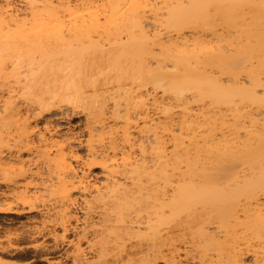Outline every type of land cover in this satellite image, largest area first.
Masks as SVG:
<instances>
[{"label":"bare ground","instance_id":"obj_1","mask_svg":"<svg viewBox=\"0 0 264 264\" xmlns=\"http://www.w3.org/2000/svg\"><path fill=\"white\" fill-rule=\"evenodd\" d=\"M31 1L0 7V214L80 208L79 261L264 264V0Z\"/></svg>","mask_w":264,"mask_h":264},{"label":"rangeland","instance_id":"obj_2","mask_svg":"<svg viewBox=\"0 0 264 264\" xmlns=\"http://www.w3.org/2000/svg\"><path fill=\"white\" fill-rule=\"evenodd\" d=\"M56 1V0H55ZM66 3H69L68 1H70V5L73 7V5H74V7H75V5H76V10H78L79 11V9L81 8L82 9V7L83 6H85L86 4H84L83 6H82V4L83 3H85L86 2V0L85 1H83V0H81L80 2L78 1V0H64ZM72 1V2H71ZM83 1V2H82ZM92 1V3L95 5H93V4H91V5H93V6H91V7H96L98 4H99V2L102 4V2L104 3L103 5H101V4H99V5H101L102 7L107 3L106 2V0H88L87 1V5L86 6H88V7H90L89 5H88V2H91ZM32 2L33 1H31L30 0V2H29V0H0V7L2 8V7H6V17L8 18V16L10 15V14H13L14 16H18V20H19V22H22V21H25V20H29V19H31V16H32V14H33V11H34V5H33V7H32ZM82 2V3H81ZM34 3V2H33ZM39 3V2H38ZM98 3V4H97ZM152 3V2H151ZM73 4V5H72ZM108 4V3H107ZM153 4H155L154 2H153ZM153 4H150V5H148V7L146 8V10H145V14L147 15V14H149L150 12H152V9L154 8V9H156V7H158V6H156V5H153ZM4 5V6H3ZM10 5H12V7H10ZM30 5V6H29ZM39 5H41L40 3H39ZM78 5V6H77ZM98 5V6H99ZM29 6V7H28ZM81 6V7H80ZM155 6V7H154ZM4 7V8H5ZM77 7H79V8H77ZM105 8L107 7V11L108 10H110V9H108V6L106 5V6H104ZM160 7V6H159ZM84 8H86V7H84ZM100 8L101 7H97L96 9L98 10L97 12L99 13V11H101L100 10ZM80 9V10H81ZM94 9V8H93ZM95 9V10H96ZM102 9V11L99 13V15L100 14H102V15H107V14H109V11L106 13V14H104V11L103 10H105V9H103V8H101ZM84 10V9H83ZM8 11V12H7ZM82 11V10H81ZM149 11V12H148ZM12 12V13H11ZM106 12V11H105ZM10 13V14H9ZM24 13V14H23ZM20 14V15H19ZM23 14V15H22ZM30 15V16H29ZM102 15H100V16H102ZM102 18V17H101ZM105 17H103L102 19H104ZM6 30V29H5ZM6 32V31H5ZM5 68H6V65H5ZM4 77V76H3ZM2 77V78H3ZM6 78V77H5ZM4 79V78H3ZM3 79H1L0 78V80H3ZM0 92H2L1 90H0ZM3 93V92H2ZM1 93V94H2ZM4 94V93H3ZM2 94V95H3ZM76 117V118H75ZM74 118H69V121H67V120H65L64 122H65V125H64V122H62L63 123V125H62V123H60L59 125H60V129H61V135H64V134H67V131L68 130H74V131H71V134L69 133V135L71 136L72 134L73 135H75L76 137H77V135L79 136L80 134L81 135H83V133H82V131H84V117L83 116H75ZM83 119V120H82ZM82 121V122H81ZM67 122V123H66ZM74 124V125H73ZM78 125V126H77ZM70 129H69V128ZM68 128V129H67ZM80 128H82L81 129V131H80ZM66 132H65V131ZM62 131H64V132H62ZM80 131V134H77V132H79ZM85 137V136H84ZM4 150H6V148H3V151H2V149H0V151H2V153L3 152H5ZM79 151V153H81L82 155H83V153H84V151L83 150H78ZM4 155H6L5 153H3V156ZM2 157V156H1ZM28 157V155L27 154H24V155H22V158H24V159H26ZM6 158V157H5ZM4 158V160L6 161V159ZM14 161H15V164H14ZM11 162H13V165H15V166H18L19 164H18V162H16V160H15V158H13V160H11ZM10 162V164H12ZM94 172L95 173H99V170L98 169H96V170H94ZM52 174V175H51ZM50 175L51 176H53L54 175V180H52V182L51 183H53V181L55 182V178H56V174H54L53 172L51 173L50 172ZM51 179H53V177H51L50 178V180ZM98 179H101L99 176H98ZM6 186V185H5ZM3 184H1L0 185V189H1V191H0V193H2V191L3 192H6V187H5ZM41 189V188H40ZM40 189H39V192H40V194H41V191H40ZM44 192L46 191V193H44L43 191H42V194L41 195H43L44 194V196H41L40 194H39V192H38V195H39V203H40V206L42 205V207L43 208H45V209H49V211L51 210L52 211V213H49L50 214V216H51V218L52 219H54V217L51 215V214H53V212L55 213L54 214V216H56V213L57 214H60L59 212L61 211V210H59L60 209V207H59V209L57 208V206L56 205H59V206H61L60 204H61V201H57L58 203L60 202V204H55L56 202H55V200H58V195H57V193L55 194L54 192L52 193H48L47 191L48 190H44V188L42 189ZM50 192V191H49ZM48 194V195H47ZM51 194H54L55 196L53 197V196H50ZM47 195V196H46ZM57 196V197H56ZM43 197V198H42ZM40 198H42V199H40ZM50 199V200H49ZM45 200V201H44ZM60 200V199H59ZM5 201H6V199H5ZM4 201V202H5ZM40 201H42V202H40ZM3 201H2V203H3V205H5V207H6V202L4 203ZM49 202L52 204V207H50V205H49ZM0 203H1V201H0ZM1 203V204H2ZM55 204V205H54ZM45 205V206H44ZM47 206L48 207H50V208H47ZM53 206H55V207H53ZM54 208V209H53ZM55 208H57L58 209V212L56 211V209ZM54 211H53V210ZM70 215L72 214V216L71 217H73V221H71V225H70V231H69V233H67V234H65L64 235V232H62L63 230H62V228L61 227H53L54 225H52L51 227L50 226H48V227H50V229H48V231H45L46 232V238H43V237H45L44 236V232H42L41 234H39V233H37V232H33L32 230H36V228H35V226L34 225H37V221H38V225H39V227L38 228H41L42 227V224L40 225L39 224V222H41L42 220H44V219H46L47 217V213H48V211H46L47 213H42L43 215H45V217L44 216H42L41 215V213H39V212H37V213H34V214H32V213H24L23 214V216H18V215H6V214H0V261L2 260L3 262L6 260H8L7 262H11V263H16V264H82L81 262L83 261V264H85V262L87 263V260L89 259V260H91L90 262H89V260H88V263L90 264V263H92V264H101L100 262H101V259L100 258H98L97 259V256H96V254L95 253H88L87 254V257L85 258V259H87L86 261L85 260H80L79 261V259H77L76 258V248H77V245H76V243L78 242V240H76V239H78V237H80L81 236V234H80V232H82L81 231V229H83V227H84V223H82L83 222V218H84V211H82L80 208H75V206L73 207V208H71L70 207ZM56 211V212H55ZM75 211V212H74ZM75 214V215H74ZM60 215H57V217H59ZM42 217V218H41ZM56 217V218H57ZM44 218V219H43ZM82 219V221L80 220V219ZM92 222H96L98 219V215H92ZM94 218V219H93ZM3 219V220H2ZM30 219H33V220H30ZM34 219H35V221H34ZM42 219V220H41ZM76 219H79L80 221L79 222H77V220ZM95 220V221H94ZM34 223H32V222ZM28 223V224H27ZM33 225V226H32ZM37 225V226H38ZM82 225H83V227H82ZM32 226V227H31ZM28 227H29V230H28ZM82 227V228H81ZM33 228H35V229H33ZM32 229V230H31ZM54 229V230H53ZM56 229V230H55ZM26 230V231H25ZM31 230V231H30ZM51 230V231H50ZM54 232H53V231ZM80 230V231H79ZM27 231H30V232H28V234L26 233ZM48 232H51V233H48ZM53 232V233H52ZM90 234H88V235H90V236H88V239H86L87 241H89L90 243H91V241L90 240H94L92 243H95V241H97L98 242V239H95L96 237L95 236H93V234L94 235H96L95 233H94V231H93V234H92V230H90ZM27 235H26V234ZM30 233V234H29ZM36 233V234H35ZM32 234H35L36 236H34V235H32ZM37 234H39V235H41V236H39V237H37L38 235ZM75 234V235H74ZM26 235V236H25ZM30 235V236H29ZM64 235V236H63ZM20 237V239H18L17 237ZM22 236H23V238H22ZM32 236V237H31ZM43 236V237H42ZM68 236V237H67ZM93 236V239H91V237ZM34 237V238H33ZM53 237V238H52ZM90 237V238H89ZM82 239V242H81V245H82V249H87V247L86 246H88V242H86V244H85V241H83V237L81 238ZM9 240V241H8ZM11 240V241H10ZM61 240V241H60ZM85 240V239H84ZM100 240V239H99ZM7 241V242H6ZM14 241H15V243H14ZM60 241V242H59ZM65 241V242H64ZM46 242V243H45ZM96 242V243H97ZM2 243V244H1ZM43 243V244H42ZM48 244V245H47ZM13 245V246H12ZM17 245V246H16ZM76 245V246H75ZM83 245H84V247H83ZM11 246H12V248H11ZM19 246V247H18ZM42 247V248H41ZM6 248H8V253H6ZM18 250H17V249ZM87 251H89V250H87ZM74 252V253H73ZM74 254V255H73ZM89 256V257H88ZM95 258V259H94ZM111 257H109V259H110ZM108 258H107V260H109ZM104 260V259H103ZM102 260V261H103ZM112 260H113V258H111L109 261V264H111V262H112ZM78 261V262H77ZM95 261V263H93ZM97 261V262H96ZM125 261V260H124ZM105 262H107V264H108V261H105ZM6 263V262H5ZM87 263V264H88ZM104 263V261L102 262V264ZM113 263V262H112ZM104 264H106V263H104ZM126 264H127V262H126ZM159 264H162V263H159Z\"/></svg>","mask_w":264,"mask_h":264}]
</instances>
